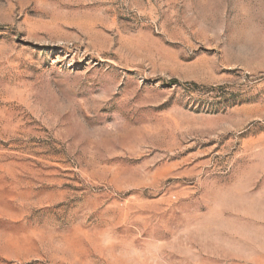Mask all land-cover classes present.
Listing matches in <instances>:
<instances>
[{
    "label": "rangeland",
    "instance_id": "1",
    "mask_svg": "<svg viewBox=\"0 0 264 264\" xmlns=\"http://www.w3.org/2000/svg\"><path fill=\"white\" fill-rule=\"evenodd\" d=\"M0 264H264V0H0Z\"/></svg>",
    "mask_w": 264,
    "mask_h": 264
}]
</instances>
